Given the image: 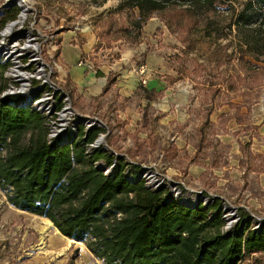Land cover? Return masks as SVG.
I'll use <instances>...</instances> for the list:
<instances>
[{"label":"rangeland","instance_id":"rangeland-1","mask_svg":"<svg viewBox=\"0 0 264 264\" xmlns=\"http://www.w3.org/2000/svg\"><path fill=\"white\" fill-rule=\"evenodd\" d=\"M23 1L31 8L23 25L40 45L39 55L49 65L46 76L60 89L33 78L30 85L43 89L28 91L29 102L55 92L59 108L66 104L68 111L59 120L60 114L39 107L43 101L33 103L46 120L48 142L66 134L74 138L79 125L85 131L100 127L104 131L96 139L103 135L128 177L140 176L154 190L166 188L184 205L220 198L225 229L243 215L254 229L264 222V56L240 48L233 24L246 0H216L203 14L173 5L153 12L139 28L136 10H116L120 0ZM4 2L0 32L20 12L9 0L16 16L3 22L11 10ZM7 63L0 97L11 85L20 87ZM141 64L143 74L137 69ZM147 90L156 96L149 98ZM112 165L101 163L105 174ZM47 220L16 208L0 189V264H102L82 242L54 229L40 249ZM241 264H264V254Z\"/></svg>","mask_w":264,"mask_h":264},{"label":"trees","instance_id":"trees-1","mask_svg":"<svg viewBox=\"0 0 264 264\" xmlns=\"http://www.w3.org/2000/svg\"><path fill=\"white\" fill-rule=\"evenodd\" d=\"M215 2L120 0L116 10H136L139 28L153 12L173 5L203 14ZM9 7L3 22L16 16ZM233 24L240 48L264 56V0L244 1ZM5 65L0 63V94L6 87ZM102 131L79 125L74 138L66 134L48 142L44 116L22 95L0 97V189L9 203L47 218L102 264H241L264 254V222L253 229L251 218L243 215L225 229L220 198L184 205L166 188L154 190L144 178L128 177L121 159L90 147ZM101 163L112 165L108 174Z\"/></svg>","mask_w":264,"mask_h":264},{"label":"built area","instance_id":"built-area-1","mask_svg":"<svg viewBox=\"0 0 264 264\" xmlns=\"http://www.w3.org/2000/svg\"><path fill=\"white\" fill-rule=\"evenodd\" d=\"M9 0H5V2L2 4L3 6H10L11 4H14L12 2H9ZM15 4L19 6L20 8V12H19V15H18V18L15 19V20H12L10 21L9 23L7 22L6 23V26L4 29H6L7 25L8 24H11V23H16L15 21L19 20V17L22 15V6L20 5V3L15 0ZM30 7V6H29ZM3 7H0V9H2ZM31 11V8H29L27 10V13H26V18H27V14ZM26 18H25V21H26ZM24 21V22H25ZM24 22H21V23H16L14 24L9 33H7L6 35H1V33L3 32H0V36H1V39H0V63H5L6 65H8L9 63H7L8 61H10L13 65V67H9L7 66V69L10 70V75L12 77H14V82H19L20 83V87L18 88H15L13 87L12 85L9 86L8 90L6 92L3 93L2 96L4 95H15V94H20V95H23V94H27L28 91H33L35 92V90H37V93L40 92L42 89H43V84H40L38 85V87H35V86H31L30 83L32 82L31 79H40L43 77V79L46 80V82H48L51 86L55 87L56 84L53 83L50 79H49V76H46V71H45V67H49L48 64H46L43 59L41 58V56L39 55V50H40V45L37 43V42H33L32 39L34 37L33 33L31 32V30H26L25 27H24ZM27 33H29L31 35L30 38H28L29 36L27 35ZM5 37H8L12 40V42H4L2 41L3 38ZM22 39H26V41H22ZM30 41L31 44L33 43H37L38 44V47L39 49L38 50H35L34 51L32 50V48H24V45L26 44V42ZM22 49V50H20ZM35 54V56L33 55ZM24 59H27L26 61V64H22L21 63V60H24ZM53 64L57 65L56 62L54 61V59L52 60ZM83 62H79L78 64L81 65ZM34 64L35 65V68L32 72H29L27 71L28 67L30 65ZM58 66V65H57ZM15 68H19L20 71H25V72H29V73H34L36 70L38 69H42V75L40 76H34L32 77L29 82H27L25 85L22 84L21 80H19V78H17L15 76V74L12 72L13 69ZM6 69V71H7ZM138 71L143 74L145 73L146 71V66L144 64H141L138 68ZM6 74H8V72H5ZM56 89L57 90H60L59 87L56 86ZM54 93L53 92L50 96H43L41 97L40 99L38 100H35L33 101V99H31V101L35 104H38L40 105V103H44L49 105V109L44 106L43 104H41L39 107H42V109H44V111H51V112H56L58 114H60V117H59V120H61V114L62 113H65V116L66 114L68 113V111H65L66 110V104H64L63 107H60L59 108V105H60V102H61V98L59 99H55V96H54ZM39 94V93H38ZM62 94H64L65 96H67V94L63 91ZM62 94H60V96H62ZM32 96V94H31ZM31 98V97H30ZM30 98H27L26 99V103L28 105H30L31 103L29 102V99ZM67 98L64 99V101H66ZM30 103V104H29ZM33 103L30 105L32 107L33 106ZM65 103V102H64ZM51 108V109H50ZM38 109V108H37ZM64 116V117H65ZM65 125H60L61 128L65 129L64 127ZM62 129V130H63ZM59 132H54L53 135L51 136H57ZM254 229V228H253Z\"/></svg>","mask_w":264,"mask_h":264},{"label":"bare ground","instance_id":"bare-ground-1","mask_svg":"<svg viewBox=\"0 0 264 264\" xmlns=\"http://www.w3.org/2000/svg\"><path fill=\"white\" fill-rule=\"evenodd\" d=\"M18 1V0H17ZM19 3H20V5L22 6V15L19 17V20H17V21H15L16 23L18 22V23H21V22H24L25 20V14H26V11L28 10V5H26V4H24L23 2V0H19L18 1ZM16 23H14V24H16ZM13 23H11V24H8L7 25V27H6V30L4 29L3 31H4V33H9V31H10V29H11V26H13L14 25ZM27 35L29 36L28 38H30L31 37V35L29 34V33H27ZM24 48H27V49H29V48H32V50L34 51V49L35 50H38L39 49V47H38V44H36V43H34V44H31V42L30 41H28V42H26V44L24 45ZM20 50H22V49H20ZM34 56H35V54H33ZM12 72L15 74V76L17 77V78H19V80H21V82H22V84L23 85H25L27 82H29V80L32 78V77H34V76H40V75H42V69H38V70H36L34 73H29V72H25V71H20L19 70V68L17 69V68H15V69H13L12 70ZM30 95V96H29ZM27 96H28V98H30L31 97V94H27ZM48 109H49V106H46ZM63 114V115H62ZM61 114V117H62V119L64 118V113H62ZM147 174H151V172H147V171H145ZM154 174V173H153ZM45 225V224H44ZM42 228V227H41ZM51 229H54L59 235H61V236H63L60 232H59V230L53 225V223L50 221V220H47V222H46V225L41 229V237H40V244H41V247H40V249H44L43 248V246H44V244H45V241H44V238H45V235H47L46 233L49 231V230H51ZM40 235V234H39ZM63 237H65V236H63Z\"/></svg>","mask_w":264,"mask_h":264},{"label":"water","instance_id":"water-1","mask_svg":"<svg viewBox=\"0 0 264 264\" xmlns=\"http://www.w3.org/2000/svg\"><path fill=\"white\" fill-rule=\"evenodd\" d=\"M76 118H82V116L81 115H77V117ZM84 119H86V120H91V118H89V117H83ZM77 120V119H76ZM74 121V125H76L77 124V121ZM92 122L94 123V122H99V123H102L99 119H97V118H94L93 120H92ZM94 142H95V144L96 145H100V144H103L102 145V148L105 150V151H108V150H110V154H113L114 152L107 146V144L104 142V140H103V135H101L98 139H95L94 140ZM93 142V143H94ZM138 179H140V176H138L137 177V180ZM57 228V227H56ZM60 232V231H59ZM62 234V233H61ZM65 236V235H64Z\"/></svg>","mask_w":264,"mask_h":264},{"label":"crops","instance_id":"crops-1","mask_svg":"<svg viewBox=\"0 0 264 264\" xmlns=\"http://www.w3.org/2000/svg\"><path fill=\"white\" fill-rule=\"evenodd\" d=\"M88 74L90 75L91 73L89 72ZM72 76H73V77H72ZM72 76H71V78H72L74 81H77V80L75 79V77H74L75 75L72 74ZM76 77H77V76H76ZM90 77H91V75H90Z\"/></svg>","mask_w":264,"mask_h":264}]
</instances>
